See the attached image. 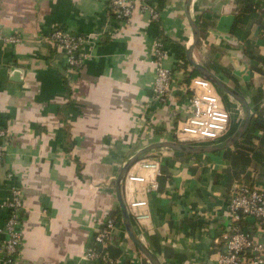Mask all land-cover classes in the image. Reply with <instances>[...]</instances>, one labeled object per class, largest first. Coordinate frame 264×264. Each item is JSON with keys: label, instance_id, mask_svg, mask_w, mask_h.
Wrapping results in <instances>:
<instances>
[{"label": "crops", "instance_id": "1", "mask_svg": "<svg viewBox=\"0 0 264 264\" xmlns=\"http://www.w3.org/2000/svg\"><path fill=\"white\" fill-rule=\"evenodd\" d=\"M245 1L256 7L255 16L244 12L241 0H191L189 15L199 32L191 59L240 93L252 114L264 100V0ZM153 2L157 20L137 7L122 22L108 15V0H0V33L21 37L17 44L0 40V125L6 128L0 199L7 194L5 175L12 172L24 205L14 264H100L81 255L95 245L102 222L119 210L114 178L122 164L149 143L171 140L185 117L183 90L193 70L186 56L193 30L185 0ZM55 26L91 35L84 66L68 67L48 37ZM157 38L172 71L166 104L155 102L152 92ZM226 96L235 125L234 111L242 107ZM225 150L234 149L186 154L158 148L129 168L156 178L155 191L146 193L145 181H132L123 183L122 194L127 205L146 201L139 208L147 213L142 220L129 211L132 226L162 264H216L222 235L232 224L226 200L238 182L228 176L233 165ZM147 160L155 168H143ZM244 172L243 179L264 187L262 168L250 164ZM3 217L0 212V224ZM239 224L254 235L264 233L263 223ZM113 238L116 264H150L122 221Z\"/></svg>", "mask_w": 264, "mask_h": 264}, {"label": "built area", "instance_id": "2", "mask_svg": "<svg viewBox=\"0 0 264 264\" xmlns=\"http://www.w3.org/2000/svg\"><path fill=\"white\" fill-rule=\"evenodd\" d=\"M137 7L147 13L153 21L159 18V11L153 0H108L107 13L118 21L128 22ZM90 36L84 33H71L62 27L55 26L48 37L64 52L68 67L79 69L90 58V50L87 47ZM0 40L17 44L21 42V37L0 33ZM166 57L167 51L163 40L157 38L153 44L151 63L154 66L152 92L154 101L159 104H166L173 94L172 71L164 64ZM183 91L188 94L184 105L186 115L177 122L171 140L208 145L226 139L231 128V111L219 89L205 77L196 75L190 78ZM261 108H264V100L259 109ZM251 115H256V112ZM262 119L264 121V113ZM5 138L6 128L0 125V167L5 157ZM155 165L156 162L151 160L141 163L143 168H155ZM12 177V172L6 173L7 194L0 199V212L4 214L3 222L0 224L1 264H14L23 235L21 227V212L24 208L23 192L12 182ZM132 181H145L146 193L158 188L154 176L146 179L145 176L134 175L128 171L123 183ZM226 201V216L232 224L230 230L222 235L223 247L216 264L264 263V233L261 236L254 235L249 229H243L239 224L242 219H251L256 226L259 223L264 224V187L235 182ZM145 205V200L135 199L129 202L127 208L128 211L133 212L132 215L137 220H142L147 213L140 212L139 208ZM116 226L115 217L108 216L94 234V241L100 245V250L89 248L82 253L81 259L116 264L117 259H112L104 251Z\"/></svg>", "mask_w": 264, "mask_h": 264}, {"label": "water", "instance_id": "3", "mask_svg": "<svg viewBox=\"0 0 264 264\" xmlns=\"http://www.w3.org/2000/svg\"><path fill=\"white\" fill-rule=\"evenodd\" d=\"M191 0H185L184 2V11L186 16L188 17L191 28L193 30V40L191 45L186 51V56L188 61L192 64L193 69H195L199 75L205 77L209 81H211L221 92L224 94L232 97L236 100L242 107V115L240 122L235 129V131L224 139L221 142L216 144H189L174 140H161L149 143L139 150H137L131 157H129L121 166L117 176L114 178L115 184V194L119 205L120 216L122 225L127 233L129 239L134 243L136 248L139 250L140 253L144 255V257L149 261L150 264H162L159 258L136 236L132 222L131 216L127 208V204L124 201L123 194H122V184L124 181V177L128 172L129 168L141 160L144 155L152 150L158 148L169 149L176 152H183L186 154H201V153H213L220 150L227 149L233 146L244 134L246 131L250 118H251V109L243 98V96L235 91L233 88L229 87L226 83H224L221 79H219L213 72L209 71L207 68L203 67L200 64H197L195 61L191 59V52L194 45L197 43L199 39V32L196 24L191 20L189 15V4ZM13 72V70H11Z\"/></svg>", "mask_w": 264, "mask_h": 264}, {"label": "trees", "instance_id": "4", "mask_svg": "<svg viewBox=\"0 0 264 264\" xmlns=\"http://www.w3.org/2000/svg\"><path fill=\"white\" fill-rule=\"evenodd\" d=\"M244 3V12L247 11L250 13L251 16H255V9L256 7L252 8L249 6L248 2L245 0H241ZM243 14V13H242ZM243 16L239 15L236 17L232 32L235 33L237 29L238 22L242 21ZM199 75V73L193 69L187 76L186 82H189L190 78ZM224 94L223 92H221ZM256 115H251L249 125L242 135V137L233 145V151L229 152L227 150L224 151L225 156L232 160L233 171L228 176L230 178H235L238 183L245 184L248 186H253V181L249 180L248 178L243 179L241 175L245 172V169L250 164L254 166H258L264 170V121L262 119V114L264 113V108L255 109ZM238 125H231L229 130L228 136H230ZM260 131V133H258ZM256 138L257 142H252V138ZM247 172V171H246ZM249 174V173H248ZM245 175V174H244ZM116 224L121 223V216L120 211L117 209L116 216H115ZM95 245L92 246L94 249L100 250V245L94 243ZM114 238L113 235L104 248V251L107 252L108 256L112 259H117L116 257L119 255V251L114 248ZM100 264H108L104 263L103 261H99Z\"/></svg>", "mask_w": 264, "mask_h": 264}, {"label": "rangeland", "instance_id": "5", "mask_svg": "<svg viewBox=\"0 0 264 264\" xmlns=\"http://www.w3.org/2000/svg\"><path fill=\"white\" fill-rule=\"evenodd\" d=\"M222 96H223L224 102L227 104V101L229 100L228 97L226 96V94L225 95H222ZM227 106H228V104H227ZM242 111L243 110L241 108H239V107L236 109V111H234L235 112L234 114H238V116H237L238 118H237V121H236V124L235 125H238L239 124L240 118H241V115H242Z\"/></svg>", "mask_w": 264, "mask_h": 264}]
</instances>
